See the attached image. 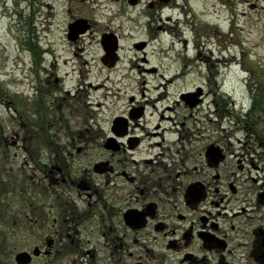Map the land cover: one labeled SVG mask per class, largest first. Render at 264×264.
<instances>
[{"label":"flooded vegetation","instance_id":"af4514ba","mask_svg":"<svg viewBox=\"0 0 264 264\" xmlns=\"http://www.w3.org/2000/svg\"><path fill=\"white\" fill-rule=\"evenodd\" d=\"M211 1L212 19L201 20L192 0L168 7L196 50L203 36H217L225 49L235 20L261 9L257 0ZM241 5L239 15L234 8ZM78 21L88 30L74 40L94 27L74 16L69 34ZM104 37L108 43L119 37L110 29L101 33L100 61L115 70L121 45L108 51ZM132 63L143 75L158 72L147 59ZM216 63L202 78L207 87L196 77L179 92L176 86L190 76L125 78L132 92L118 93L110 115L96 123L95 160L77 159L89 149L91 129L79 121L71 126L69 118L80 114L78 99L71 89L65 92L71 104L56 98L60 78L32 79L26 101L24 91L6 95L15 106L16 138L45 153L24 160L15 212L3 197L4 224L17 227L13 242L22 246L15 264L21 253L31 257L24 264H264V97L250 86L249 109L231 108V94L218 82L221 65L212 69Z\"/></svg>","mask_w":264,"mask_h":264},{"label":"rangeland","instance_id":"374dc122","mask_svg":"<svg viewBox=\"0 0 264 264\" xmlns=\"http://www.w3.org/2000/svg\"><path fill=\"white\" fill-rule=\"evenodd\" d=\"M257 1L260 12L235 20L232 35L223 40L225 49L218 48L217 36H203L196 50L191 35L183 36L178 32L176 11L168 8H174L176 0L169 3L161 0H0V125L5 128L2 129V145L9 153L7 169L15 174L14 180L26 170L24 160L45 156L43 149H25L16 138L15 106L6 96L10 92L16 96V91H24L23 99L31 98L32 79L36 83L38 78L46 76L53 77V81L60 78V84H56L60 93L56 98H66L65 104H71L66 91L71 89V96L77 95L75 104L79 106L80 114L67 118L71 126L79 121L85 123L84 130L91 129L85 134L91 142L89 149L78 160H95L96 123L110 115L119 98L118 93L132 92L127 87L132 81L125 78L169 77L182 73L190 76L187 82L176 86L179 92L181 87L190 88L196 77H200L197 83L207 87L202 78L209 73V65L218 62L212 69L215 71L218 64L221 65L218 69L222 75L218 82L230 92L227 100L234 103L231 108L247 111L252 98L250 86L258 89V95L264 97V0ZM150 3L155 5L150 7ZM192 3L201 20L212 19L209 16L211 0H192ZM162 8L167 9L162 12ZM234 9L241 15L243 6H235ZM74 16L94 22L92 31L79 40L68 38V25ZM106 29L116 33L121 45V62L115 70L100 61L103 51L101 33ZM185 39L189 41L188 46ZM28 40L39 56L36 52L31 54L26 44ZM139 42L147 43L145 50L134 47ZM187 55L194 59L190 64H183L188 59ZM33 59L36 60L34 69ZM144 59L150 62L151 67L158 68L156 74L144 72L143 75L139 69L132 68V61L141 64ZM65 136L64 133V140ZM6 198L10 210L15 212L18 209L16 198L10 195ZM0 222L3 223L0 229V264H15V254L22 249L19 243L13 242L17 227L13 224L6 229L3 216Z\"/></svg>","mask_w":264,"mask_h":264},{"label":"trees","instance_id":"16d2710c","mask_svg":"<svg viewBox=\"0 0 264 264\" xmlns=\"http://www.w3.org/2000/svg\"><path fill=\"white\" fill-rule=\"evenodd\" d=\"M28 47L30 50L37 53L35 49H33L32 42L30 40L27 41ZM39 56V54L37 53ZM2 129H5L3 126L0 125V220L1 217L4 215L5 205L3 197H15V193L17 190V180L15 181L12 172L7 169L9 165V153L3 149V133ZM5 167V170L3 169ZM8 195V196H7ZM10 210V209H9ZM11 211V210H10ZM3 223L0 222V229L2 228ZM6 251V248H5Z\"/></svg>","mask_w":264,"mask_h":264},{"label":"water","instance_id":"95a60500","mask_svg":"<svg viewBox=\"0 0 264 264\" xmlns=\"http://www.w3.org/2000/svg\"><path fill=\"white\" fill-rule=\"evenodd\" d=\"M84 25H85V22L84 21H78V22H76L74 24H71L70 25L69 38L72 39V40H74V39H76L75 38L76 37L75 35H77V34L80 35V34L86 33L87 30H88V27L87 26L84 27ZM75 27L78 28V30H76ZM108 38H110V37H108ZM108 38H105L104 37V39L102 41V44L104 45V48L106 50H108V51H111L112 50L113 52H117L118 47H119L118 39L116 37H114L108 43V41H107ZM110 54H111V52H110ZM26 257H29L31 259L30 255L28 253L18 254L16 256V261L18 263H20V264L27 263L30 259L27 260Z\"/></svg>","mask_w":264,"mask_h":264}]
</instances>
